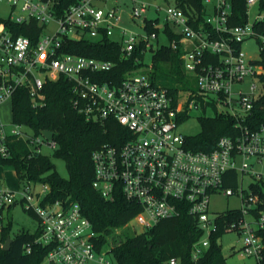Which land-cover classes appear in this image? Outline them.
Masks as SVG:
<instances>
[{
  "label": "built area",
  "instance_id": "1",
  "mask_svg": "<svg viewBox=\"0 0 264 264\" xmlns=\"http://www.w3.org/2000/svg\"><path fill=\"white\" fill-rule=\"evenodd\" d=\"M203 1L202 20L189 16L174 2L163 8L161 22L162 8L142 0H76L61 11L60 0H0L11 12L0 15V107L9 102L11 109L12 97L22 86L28 87L31 105L39 107L45 100L44 83L65 76L72 83V105L79 113L100 122L115 120L128 133L121 145L106 143L92 152V185L105 199L112 200L119 190L127 200L137 202L139 211L127 222L136 233L185 211L203 232L192 246L191 257L197 260L216 227L217 214L209 213L210 195L236 193L241 198L240 216L225 231H236L242 253L263 264L264 242L258 231L264 229V208L259 207L264 196L260 192L245 194L242 188L244 174L264 183V125L253 127L248 120L254 101L264 93V13L249 19L251 7L260 6L262 0H246L247 20L237 25L229 22L232 0ZM127 20L139 30H147V24L164 31L174 27L179 39L173 38L170 45L181 47L183 68L193 80L191 88L179 89L172 96L167 88L136 72L117 84L100 80V73L110 70L112 61L63 50L65 40L111 37L116 32L123 58L142 43L145 52L157 33L134 32L124 26ZM31 21L39 25L35 42L18 33ZM50 21L56 23V29L44 34ZM247 39L257 43L258 58L247 57L242 50L241 43ZM248 78L257 82L247 92H232L233 83ZM218 108L221 111L214 114L233 118L232 132L219 136L210 150L187 148L179 122L193 110ZM19 139L33 151H40L43 144L56 145L53 138L29 134L12 117L4 121L0 115V157L10 156L11 143ZM229 170L237 173L236 189L223 186ZM48 191V184L32 182L22 189L0 188V230L4 211L19 199L38 218L40 233L35 243L50 247L41 264H114L104 257V249L97 250V234L79 203H42ZM30 249L27 244L26 252ZM169 264H177L176 258H170Z\"/></svg>",
  "mask_w": 264,
  "mask_h": 264
},
{
  "label": "trees",
  "instance_id": "2",
  "mask_svg": "<svg viewBox=\"0 0 264 264\" xmlns=\"http://www.w3.org/2000/svg\"><path fill=\"white\" fill-rule=\"evenodd\" d=\"M76 0H60L59 11ZM175 3L187 14H194L198 20L203 19V0H175ZM264 0L260 2V6ZM246 0H232L229 22L231 25L243 24L247 20ZM149 32H156L155 25L147 24ZM171 39H179L169 26L165 30ZM39 25L35 22L24 24L18 33L28 36L32 42L38 38ZM157 33V32H156ZM152 46V45H151ZM143 43L128 58L120 52L117 38L103 36L101 38H82L81 40H65L63 50L88 57H96L113 62L110 70L100 73V80L119 83L127 74L137 72L144 65ZM181 47L171 45L157 47L153 58V71L150 79L158 86L167 88L172 96L179 89H188L193 85L180 59ZM138 58V60H136ZM264 80V74L261 76ZM192 85V86H191ZM45 96L44 104L39 107L31 105L28 87L22 86L15 91L11 102L12 121L31 129L34 134L48 129L53 132L56 145L52 156L64 160L67 177H62L55 169L51 155L41 151H33L23 140L11 143V154L7 158L0 157L1 165H11L20 182L48 184L49 191L42 203L60 200L63 203L76 201L82 214L91 222L97 237L94 239L97 250L107 247L114 264H169L170 258H176L177 264H226L221 253L218 237L226 226L240 216L238 209H226L218 212L215 218L216 227L209 236V243L197 260L191 257L193 244L202 236V229L196 219L182 211L178 216L159 219L151 227L139 233H127L123 237L108 240L114 228L125 225L138 211L139 205L134 200H127L119 190L115 191L112 200L105 199L93 187L94 166L92 152L109 143L121 145L128 135L124 127L112 119L103 122L87 119L72 105V83L65 76L47 80L42 88ZM199 132L186 135L185 146L192 150H210L217 138L232 132L233 118L227 114H214L200 117ZM249 123L253 127L264 125V93L254 101ZM225 175L223 186L236 189L237 173L229 170ZM251 186L262 196L264 183L252 182ZM264 208V203L259 206ZM24 210L37 221L35 213L28 208ZM11 222H5L0 230V264H41L49 251L48 245L35 243L40 233V225L35 231H19L10 234ZM258 234L264 242V229ZM7 237L11 238L9 248L2 245ZM31 245L30 252L25 246ZM264 264V259H263Z\"/></svg>",
  "mask_w": 264,
  "mask_h": 264
},
{
  "label": "rangeland",
  "instance_id": "3",
  "mask_svg": "<svg viewBox=\"0 0 264 264\" xmlns=\"http://www.w3.org/2000/svg\"><path fill=\"white\" fill-rule=\"evenodd\" d=\"M151 5H159L162 9L159 11V20L163 22L164 20V9L167 5L173 4L175 0H142ZM129 4V3H128ZM209 7V5H208ZM210 10V7L209 9ZM262 12L264 13V4L262 6L254 5L251 7L249 19L253 18L255 13ZM15 14V13H12ZM127 14V13H125ZM0 15L9 16L11 15L10 7L7 4L0 3ZM148 16L152 15V12L149 11L147 13ZM126 17V16H125ZM56 23L54 21H50L47 27L44 30V34H51L56 29ZM124 26H128L133 29L134 32H149L148 30H139L136 26L131 24L129 20L124 22ZM172 31L174 27H172ZM157 38L151 40L152 46L147 47L144 55V65L136 72L137 74L142 73L150 78L151 72L154 68V63L156 61L153 58V54L156 52L157 47L161 45H170L172 40L171 37L164 30H157ZM112 38L118 37L117 33L113 32ZM241 48L245 52L247 57L256 59L259 56L258 45L253 39H247L241 43ZM189 76V75H188ZM252 82H257L254 78L245 79L243 82H235L232 85V92H247L250 88ZM221 108H218L216 111L212 109H207L206 111H198L193 110L189 113V116L186 117L185 120L179 122L178 129L180 132L191 135L200 131L201 129V119L202 115L212 116L216 112H220ZM0 115L4 121L11 120V109L10 103L6 102L0 107ZM21 129L28 132L29 134H34V132L27 128L24 125H21ZM54 148L48 146L46 144L41 145L40 151L43 154L51 155V160L55 164V169L62 177H67V170L65 166V162L60 157L52 156ZM241 179V174L238 175V181ZM255 182L253 177L244 174L242 178V188L244 189V193L248 194L251 192H256L253 190L251 183ZM26 184V182H20L15 174L14 168L11 165H1L0 164V188H8V189H22V187ZM37 189H40V184L35 186ZM262 192L264 196V187H262ZM241 207V198L240 195L234 193L232 195H223L219 193H213L209 198V213L211 215L217 214L218 212H222L226 209H238ZM4 220L5 222H11V231L10 234L13 236L15 233L26 230L33 232L38 227V221L28 214L25 210L19 199L10 207V209H6L4 211ZM137 229L139 226H136ZM132 226L128 223L121 227L114 228L110 234H105L108 240H112L113 238L123 237L127 233H136ZM113 237V238H112ZM218 243L220 244L221 253L226 258V264H256V260L252 256H247L242 253L241 250V237L236 231L228 230L221 234L218 237ZM108 247V246H107ZM105 248V251L108 248ZM104 257L108 260H111V255L107 252ZM44 263V261H42ZM87 264H97L95 261H89Z\"/></svg>",
  "mask_w": 264,
  "mask_h": 264
},
{
  "label": "water",
  "instance_id": "4",
  "mask_svg": "<svg viewBox=\"0 0 264 264\" xmlns=\"http://www.w3.org/2000/svg\"><path fill=\"white\" fill-rule=\"evenodd\" d=\"M40 134L47 140H51L53 138V132L48 129L41 130ZM10 242H11V238L7 237L4 244L2 245V248L4 250H7L9 248Z\"/></svg>",
  "mask_w": 264,
  "mask_h": 264
},
{
  "label": "crops",
  "instance_id": "5",
  "mask_svg": "<svg viewBox=\"0 0 264 264\" xmlns=\"http://www.w3.org/2000/svg\"><path fill=\"white\" fill-rule=\"evenodd\" d=\"M11 207V206H10ZM10 207L9 208H7V209H10ZM5 221V220H4Z\"/></svg>",
  "mask_w": 264,
  "mask_h": 264
}]
</instances>
